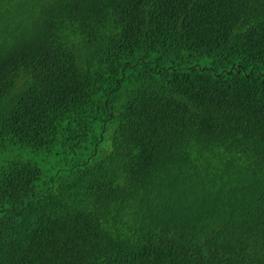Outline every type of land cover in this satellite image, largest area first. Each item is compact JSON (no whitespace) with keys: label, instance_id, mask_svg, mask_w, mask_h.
I'll return each instance as SVG.
<instances>
[{"label":"trees","instance_id":"16d2710c","mask_svg":"<svg viewBox=\"0 0 264 264\" xmlns=\"http://www.w3.org/2000/svg\"><path fill=\"white\" fill-rule=\"evenodd\" d=\"M0 264H264V0H0Z\"/></svg>","mask_w":264,"mask_h":264},{"label":"rangeland","instance_id":"374dc122","mask_svg":"<svg viewBox=\"0 0 264 264\" xmlns=\"http://www.w3.org/2000/svg\"><path fill=\"white\" fill-rule=\"evenodd\" d=\"M22 12H24V11H22Z\"/></svg>","mask_w":264,"mask_h":264}]
</instances>
